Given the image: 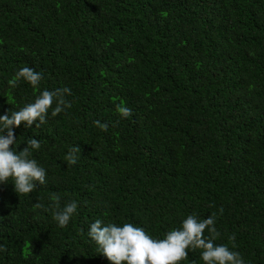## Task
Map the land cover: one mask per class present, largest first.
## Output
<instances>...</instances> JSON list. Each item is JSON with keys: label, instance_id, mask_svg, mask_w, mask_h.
<instances>
[{"label": "trees", "instance_id": "trees-1", "mask_svg": "<svg viewBox=\"0 0 264 264\" xmlns=\"http://www.w3.org/2000/svg\"><path fill=\"white\" fill-rule=\"evenodd\" d=\"M23 67L38 88L10 85ZM65 86L71 108L14 129L17 151L40 141L47 182L0 183V264H112L95 220L162 239L212 213L215 244L232 249L234 233L245 264H264V0H0V115ZM53 194L78 202L66 227ZM201 251L180 264H205Z\"/></svg>", "mask_w": 264, "mask_h": 264}, {"label": "clouds", "instance_id": "clouds-1", "mask_svg": "<svg viewBox=\"0 0 264 264\" xmlns=\"http://www.w3.org/2000/svg\"><path fill=\"white\" fill-rule=\"evenodd\" d=\"M43 78V73L34 68L23 67L9 83L15 87L19 80L23 79L35 89ZM71 94V89L67 86L54 90L44 89L36 96L34 102L19 110L10 109L0 115V183H7L9 178H12L18 194H30L38 184H46V169L40 166L37 160L30 158L31 150L41 148L40 141L28 138L25 146L17 151L13 147L17 142L14 129L22 124L25 129H31L33 125L39 128L46 124L49 113L51 117H56L72 107L71 101L66 99V96ZM117 111L121 118H131L133 115L132 109L127 106L117 105ZM93 123L102 131L108 130L107 123H101L100 120ZM80 151L81 148L77 145L69 149L65 156L69 166L78 163ZM51 199L53 219L59 227H66L73 215L77 214L78 202L69 201L61 208V198L58 194H53ZM35 206L43 208L39 203ZM219 212L223 214L222 207ZM216 219V213L202 220L194 214L188 215L180 228L168 231L162 239L153 238L143 227H136L132 223L119 226L116 223L105 224L97 219L90 224L88 236L112 264H180L188 258L189 251L197 249L202 250L201 258L205 264H245L241 253L233 250L237 247L234 233L229 237L232 249L226 244L214 243L219 236L215 226ZM206 231L208 235H205ZM0 251H7L6 246L0 245Z\"/></svg>", "mask_w": 264, "mask_h": 264}]
</instances>
